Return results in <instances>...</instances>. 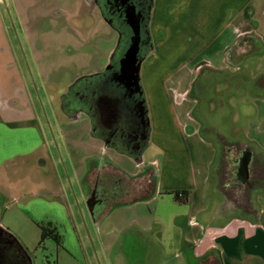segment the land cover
Instances as JSON below:
<instances>
[{
  "label": "rangeland",
  "instance_id": "374dc122",
  "mask_svg": "<svg viewBox=\"0 0 264 264\" xmlns=\"http://www.w3.org/2000/svg\"><path fill=\"white\" fill-rule=\"evenodd\" d=\"M122 28L130 36L128 28ZM3 39L14 53L11 68L21 70L49 139V151L41 152L38 158H30L23 170L12 167L0 172V226L11 224L8 230L26 250L31 264H197L189 253L169 246L172 244L170 237L177 239V234L168 235L166 229L159 234L139 229L136 222L143 228L150 223L147 219L149 211L144 205L130 210L116 208L109 216L97 221V214L93 216L88 205L89 188L82 177L77 178L76 172H70L68 159L56 137L53 115L62 116L60 94L76 80L103 71L115 47L117 35L104 21L100 9L83 0H0V50L5 51V55L0 56V66L5 69L2 76L8 77L11 83L14 75L7 69L11 61L6 55ZM127 48L117 54L116 60L121 59ZM263 70L260 51L242 59L237 67L228 64L223 70L203 67L192 85L188 96L192 100L188 107L192 128L187 133L197 135L196 138L209 147H205L204 153L210 160L204 190L208 208L225 204L218 185L231 193L228 186L230 174L224 169V164L229 165V161L221 159L222 151L227 147L239 149L247 146L264 163V152L256 151L249 135L259 130L264 132L258 103L261 93L257 86ZM139 76L144 102L148 104L143 89L147 77L141 69ZM157 76L149 75L148 87ZM89 81L92 79L85 78L77 86ZM147 110L150 120V115L157 118L158 114L167 115L168 112L173 115L172 111L177 114L178 108L162 103V110L155 105L147 106ZM169 122L164 119V127L174 132L175 128ZM81 131L82 128H77L71 132L76 137ZM94 148L92 146L87 153L95 151L98 159L106 162V157ZM209 151H215L212 159ZM171 156L174 159H168L170 166L181 173H185L187 166L194 161L193 152L190 156L182 151ZM140 157L141 161L136 163L126 154H115L113 161L128 172L139 170L140 162L147 167L149 162H157V169L148 167L153 172L165 165L153 142L149 146L147 143ZM93 161L88 159L86 165ZM71 165L77 167L73 160ZM235 183L241 184L239 180ZM22 192L30 194V199H59L66 203L65 212L46 210L38 216L21 212L15 215L12 210L20 204L18 194ZM254 195L250 205L260 209L259 199ZM152 207L155 208L149 206ZM7 209L11 211L6 212ZM163 209L166 215L173 211L168 207ZM184 221L186 223V217H183ZM50 226L60 236V245L50 238H41V228ZM100 242L105 247L109 243L115 245L102 251Z\"/></svg>",
  "mask_w": 264,
  "mask_h": 264
},
{
  "label": "crops",
  "instance_id": "0c3cea01",
  "mask_svg": "<svg viewBox=\"0 0 264 264\" xmlns=\"http://www.w3.org/2000/svg\"><path fill=\"white\" fill-rule=\"evenodd\" d=\"M148 31L152 49L142 61L141 72L144 77L155 74L158 78L149 87V79H144L147 106L155 105L158 110H162V103H168V107L173 104L178 108V116L174 111L173 115L168 112L167 115L158 114L157 118L149 116L148 146L153 142L162 154V162H165L155 171V187L147 189L144 176L150 171L148 167L157 169L159 164L149 162L147 167L140 162L139 170L128 172L114 162L115 154L123 153H115L107 148L93 132L87 117L72 115L67 110L64 99L67 87L60 94L62 116L54 114L53 122L56 137L68 159L66 161L70 172H76L77 178L82 177L83 183L89 188L88 200L93 193L96 196L98 187L104 190L111 184L116 194L112 198L114 204L107 213H100L97 221L104 219L116 208L130 210L137 205H144L149 211L147 219L150 223L143 228L136 222L139 229L155 231L156 234L166 229L168 235L177 234V239L170 237L172 244L169 246L189 253L194 261L210 252H216L219 264H264V180L257 179L253 183L257 188L251 189L250 177L245 184L238 185L230 175L228 186L231 198L222 189L223 186L218 185L225 204L208 208L204 197L210 166L209 157L204 154L206 144L196 138L197 135L187 133L192 128L188 110L192 100L188 96L201 68H227L226 51L250 34L255 35L259 41L264 60V0H153ZM4 47L11 61L7 69L14 75V79L9 83V78L2 76L5 69L0 66V172L12 167L23 170L30 158H38L41 152L49 151V139L40 123L33 95L26 86L21 70L11 68L14 53L10 45L5 44ZM3 55L5 51L1 49L0 56ZM263 73L264 70L261 75ZM257 86L261 93L258 103L260 121L263 122L264 87L260 83ZM164 119L167 123L170 121L176 131L164 127ZM83 126H86L85 132ZM77 128H82V131L76 133L78 135L75 137L71 131ZM249 135L256 151L264 152V132L259 130ZM92 146L106 157V162L98 159L95 151L87 153ZM181 151L189 156L192 152L194 154V161L187 166L185 173L177 171L168 162V159H174L171 155ZM209 153L212 159L215 151ZM88 159L94 161L86 165ZM72 160L77 167L71 165ZM175 191L185 192L181 199L183 202L167 194ZM254 194L259 199L260 209L250 205ZM18 195L20 204L12 210L15 215L21 212L23 215L38 216L46 210L52 213L55 210L65 212L66 203L59 199H30V194L26 192ZM150 205L155 208H149ZM165 207L173 210L170 215L165 214ZM65 217L68 219L67 213ZM183 217H186V223L182 222ZM10 227L8 222L5 227L0 226V229L11 234L8 230ZM98 244L102 251L115 245L109 243L105 247L103 242Z\"/></svg>",
  "mask_w": 264,
  "mask_h": 264
},
{
  "label": "flooded vegetation",
  "instance_id": "af4514ba",
  "mask_svg": "<svg viewBox=\"0 0 264 264\" xmlns=\"http://www.w3.org/2000/svg\"><path fill=\"white\" fill-rule=\"evenodd\" d=\"M84 2L89 5H96L100 9L104 21L115 32L117 39L103 71L93 76L82 77L68 87L64 97L67 110L72 115L80 114L87 117L92 125L93 132L102 139L107 148L116 153L126 154L135 162H139L150 132L147 104L144 102L141 88L137 97L132 88H126L121 84L122 76L119 64L121 59L116 60L117 54H120L125 47L129 46L132 38L131 32L130 36L126 35L122 26L127 27V25L108 0H84ZM150 9V2L146 0L138 10L141 13L138 56L141 61L144 60L146 53L149 51L146 25L148 24ZM128 30L130 31L129 28ZM85 78L92 79V81L77 86ZM231 148L227 147L225 149L221 159L225 158L229 161L230 166L224 164L226 165L224 169L232 176L231 178L240 181L244 179L242 165L244 160H247L248 152L244 146L239 149ZM261 164H263L262 161L253 153L248 166L251 181L255 179L257 174L255 170ZM114 196L116 194L113 192L110 183L104 190L98 187L95 200L97 205L94 208V214L98 216L100 213H105ZM16 242L9 237L6 231L0 229V264H29V257H26V252L23 253Z\"/></svg>",
  "mask_w": 264,
  "mask_h": 264
},
{
  "label": "water",
  "instance_id": "95a60500",
  "mask_svg": "<svg viewBox=\"0 0 264 264\" xmlns=\"http://www.w3.org/2000/svg\"><path fill=\"white\" fill-rule=\"evenodd\" d=\"M113 8L117 10V13L121 16L127 27L130 29L132 38L131 42L122 56L119 64L121 71V84L126 88H132L135 96H139L140 89V68L142 61L139 60L140 50V22L141 13L138 12L139 7L144 4L146 0H108ZM153 0H149L150 7ZM131 91V92H132ZM247 160H244L242 165V171L244 179L240 180L241 184H245L249 179L248 166L252 159V152L246 148ZM96 196L93 193L88 200L90 211L93 212V208L96 204Z\"/></svg>",
  "mask_w": 264,
  "mask_h": 264
},
{
  "label": "trees",
  "instance_id": "16d2710c",
  "mask_svg": "<svg viewBox=\"0 0 264 264\" xmlns=\"http://www.w3.org/2000/svg\"><path fill=\"white\" fill-rule=\"evenodd\" d=\"M151 6H152V4H151ZM147 26H148V24L146 25V29H147L146 35H147V39H148V43H149V51H150L152 49V44H151V38H150ZM257 44H258L257 38H254L252 35H246V36L242 37L235 45H233L231 48H229L226 51L225 60H226L227 64L230 66L237 67V65H239V63L241 62L242 59H244L248 56H251V55L259 54V52L261 51V47H258ZM259 83L264 87V73L260 76L257 84H259ZM256 171H257V174L255 176V179L253 181L250 180V182H249L251 185L250 186L251 189L257 188V186H253V183L257 179L261 180V181L264 180V165L261 164V166H259L257 168V170H255V173H256ZM155 177H156V174L152 170H150L146 173V175L144 176V179H145L144 184H145L147 189L148 188L152 189L155 187ZM262 186H264V184H262ZM179 193H181L183 195V198H184V196H185L184 191L169 192L167 194L172 195L176 201L183 202V200L178 199ZM226 194L229 195V198H231L229 192H226ZM113 204H114L113 202L110 204V206L108 207V209L105 213H107L109 211V209L111 208V206ZM41 232H42L41 233L42 239L50 238L54 243H56L57 245H60V243H61L60 242V236L57 234L55 228H52L51 226L48 229L41 228ZM7 234L9 235V237H11L16 242L15 238L13 236H11V234H9V233H7ZM22 251H23V253L26 252V251L24 252L23 249H22ZM25 255L27 258L29 257L26 253H25ZM29 264H31L30 260H29ZM197 264H219L218 254H216V252H210L205 257L198 260Z\"/></svg>",
  "mask_w": 264,
  "mask_h": 264
},
{
  "label": "built area",
  "instance_id": "2783aa9c",
  "mask_svg": "<svg viewBox=\"0 0 264 264\" xmlns=\"http://www.w3.org/2000/svg\"><path fill=\"white\" fill-rule=\"evenodd\" d=\"M178 199H183V195L181 193L178 194Z\"/></svg>",
  "mask_w": 264,
  "mask_h": 264
}]
</instances>
